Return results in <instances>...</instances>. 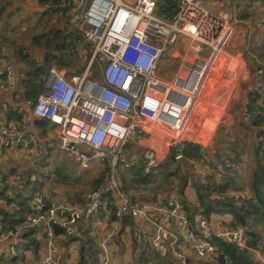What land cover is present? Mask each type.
Returning a JSON list of instances; mask_svg holds the SVG:
<instances>
[{"label": "crops", "instance_id": "obj_1", "mask_svg": "<svg viewBox=\"0 0 264 264\" xmlns=\"http://www.w3.org/2000/svg\"><path fill=\"white\" fill-rule=\"evenodd\" d=\"M8 1L10 0H6ZM58 2L59 0H12L11 4L13 8L24 10L30 16H44L48 12H57L65 16V21H69V15L84 9L89 0H72L68 10L63 13L54 9ZM203 3L204 7L213 13H226L234 22L238 19L235 22L232 38L220 56L217 71L209 79L207 87L200 93L195 109L193 108L192 115L196 120L194 119L192 123L193 128L190 133L195 137L191 138V141L203 147L204 158L199 160L187 158L192 167L190 172L192 175L187 176L188 173L183 169L178 175L168 177V180L159 176V178L153 177L152 180L135 182L134 176L127 173L128 182L125 185L118 170L119 166L116 170L121 185L138 204L164 205L167 199L176 197L182 203L191 223L198 212L201 210L205 212L200 206L201 188L203 194L210 195L212 199L231 197L241 207H243L242 203L256 205L258 200L255 185L264 169V155L258 150L255 127L247 119V114L254 112L258 115V122L264 125L263 95L256 87V71L258 67L264 66V27L261 25V19L264 17V0H203ZM163 4H165L161 5L163 9L172 12L177 9L174 1H164ZM71 25L76 24L71 23ZM78 29L79 33H75L72 38L65 37L62 50L54 47L55 38L53 42L51 38L47 39L48 35L52 36L56 33L50 27L45 28V32L41 33L40 37L34 36L31 42L28 41L33 43L32 49L28 42L17 50L14 46H8L7 42L0 41V49L8 56L14 73L9 83H6L5 76H0V127L17 125L19 120L27 117L30 131L39 139L56 141V146L48 155L32 145L0 149V171L5 177V186L0 188V264H5L6 256L15 260L9 264H34L35 259L27 253L35 242L38 244V253H41L43 258L47 250L44 231L42 232V228L28 224L31 200L36 193L43 192L50 201L67 206L84 207L86 194L106 183L108 178L109 172L105 171L106 164L110 170L108 162L96 163L88 170L82 169L71 155L60 148V129L32 113L33 104L42 93L44 77L51 66L59 67L68 77L81 75L86 65L84 50L90 45L83 43L80 27ZM39 68L41 71L36 77L37 86L27 87L26 81L38 73ZM218 83L221 84L216 90L215 84ZM33 88L35 90L32 92ZM234 102L240 106L236 108ZM14 108L17 109L13 110ZM205 113L206 118L203 122L202 115ZM220 114L226 130L218 135V131L213 130L214 127H210L207 120L219 117ZM164 137L166 136L149 129L143 136L132 138L124 150L122 157L124 165L121 169L138 166L147 172L150 171L147 168L156 163H168V157L174 147L170 150L164 144ZM167 142L169 143L168 140ZM162 150L163 152L160 153ZM149 151L155 156L152 161L147 156ZM39 157L43 158L44 162L41 163L43 165L41 172L36 174L35 167L40 165ZM216 157L236 160L240 164L239 168L228 176L218 177L213 164V159ZM169 167L170 171H175L174 163ZM88 174H91L95 180L101 177L103 180L93 188L87 189L86 185L84 187L81 183ZM204 175L215 179L208 193H205L201 183V177ZM154 180L161 182L159 192L153 187ZM140 185L146 190H143L144 194L136 197L135 192L139 191ZM176 187L177 191L174 190ZM13 193L17 194L15 198L12 197ZM12 201L18 203L17 211L10 206ZM112 201L117 202V196L113 193L105 194L100 208L89 219L78 223L74 236L66 237L57 230L55 240L60 251L64 253L66 264H80L82 261L83 264H100L106 249L111 257V264H115L114 259L115 256L118 257L117 254L124 256L129 254L130 260L127 258V264H149V262L175 264L178 261L174 251L170 250L165 256H161L156 248L152 258L149 254V243L150 241L153 243L152 239H149L143 248L134 238L133 228L139 226L154 234L157 229L156 222L137 217L119 219L115 215ZM219 209L210 215L205 212L210 219L213 233L228 228L243 227L247 243L251 247L249 250L254 254L258 264H264V234H261L264 232V221L258 219V214L248 220L258 235V239L254 240L247 234L248 227L237 224L234 215L226 212L225 207ZM253 210L252 207L250 212ZM103 218L112 229L99 241L100 231L96 219L103 220ZM157 219L163 221L161 212L158 213ZM173 226V231L179 238L180 252L185 254L191 263L197 264L196 260L202 259L194 254L191 227L177 229L174 224ZM10 232L14 234H9ZM194 236L196 239L200 238L196 234ZM252 240L256 245L250 244ZM95 241H98V247H94ZM12 249L15 253H12ZM19 250H22V255Z\"/></svg>", "mask_w": 264, "mask_h": 264}, {"label": "built area", "instance_id": "obj_2", "mask_svg": "<svg viewBox=\"0 0 264 264\" xmlns=\"http://www.w3.org/2000/svg\"><path fill=\"white\" fill-rule=\"evenodd\" d=\"M171 1L177 4L174 12L160 8L159 0H89L86 8L69 15L71 23L80 25L83 43L90 45L85 49L86 65L81 75L73 77L51 66L32 113L60 129V148L82 169L108 162L110 171L106 183L86 194L84 207L50 201L43 192L34 195L28 224L42 228L47 240L41 264H66L64 253L55 240L57 230L66 237L74 236L78 223L89 219L100 208L104 195L109 193L118 198L111 204L119 219L137 217L156 222L154 234L134 226V238L143 248L152 239L161 256L174 251L178 256L175 264H189V260L180 252L173 224L177 229L191 227L192 248L200 259L218 257L219 247L211 241L213 235L240 248L251 249L243 227L214 234L204 210L198 212L191 223L176 197L167 199L164 205L138 204L116 174L130 140L143 136L149 129L169 136L176 160L184 156L188 143L192 142L187 131L196 103L217 71L220 56L238 21H232L226 13L211 12L204 7L203 0ZM71 2L59 0L54 9L63 13ZM261 25L264 27V17ZM179 40L190 41L196 56L185 74L164 82L158 74L160 62ZM94 72L99 76L93 78ZM256 73V87L263 95L264 105V66L258 67ZM13 75L9 58L0 49V76H5L9 83ZM247 119L255 127L258 150L264 155V125L258 123V115L254 112L248 113ZM29 126L27 117L17 125L1 126L0 149L32 145L48 155L56 141L39 139ZM147 156L152 161L154 153L149 151ZM213 164L218 177L230 175L240 165L236 160L221 157L214 158ZM214 181L210 176L201 177L205 193ZM4 186L5 177L0 171V188ZM10 206L16 211L19 209L15 201L10 202ZM242 206L245 211H251L253 204L242 203ZM160 212L162 222L157 219ZM195 234L200 238L196 239ZM12 253H15L13 249ZM100 264H111L107 249Z\"/></svg>", "mask_w": 264, "mask_h": 264}, {"label": "rangeland", "instance_id": "obj_3", "mask_svg": "<svg viewBox=\"0 0 264 264\" xmlns=\"http://www.w3.org/2000/svg\"><path fill=\"white\" fill-rule=\"evenodd\" d=\"M11 1L12 0L6 2V0H0V41L7 42L8 46H14L18 50L21 46L25 45L26 42H28V41L31 42V40L33 39L34 36L40 37L42 35L41 33L45 32L44 29L47 27L48 28L50 27L51 29L56 31V33H54L52 36L51 35L47 36V39L51 38L52 42L54 41V38H55L54 47H59L60 45H64L65 37L72 38L75 33H79V29H78L80 27L79 24H77V25L74 24L75 26L71 25V23L69 21H65V16L60 15L57 12H48L44 16H42V15H38V16H35V15L32 16L31 15L30 16L24 10L20 11L19 9L13 8ZM164 1L168 2L171 0H160V8H162L161 5H163V6L165 5V4H163ZM30 42H28V44H30V48L32 49L34 45H33V43H30ZM84 52H85V50H84ZM86 56H87V54H85V57ZM195 56H196L195 50L193 49L190 41L179 40L176 44H174L172 46L170 51L167 52L163 56V58L160 62L159 71H158L160 78L164 82H171L174 78H176V76L185 74V72L190 68L192 61H193ZM98 76L99 75L97 72H94L92 75L93 78L98 77ZM220 84L221 83L215 84L216 90L219 89ZM234 106L237 108L240 105L235 104V102H234ZM205 115H206V113L204 115H202L203 122H204V118H206ZM232 115H233V113H232ZM221 117H222V115L220 114L219 117H215L214 119H208L207 120L208 125L210 127H214L213 130L218 131L217 132L218 135L224 133L226 130V125L224 124V122H222L223 118L221 119ZM194 119H195V117H194V115H192L191 120H190V124H189L190 128L187 131L190 138L195 137L193 134L190 133L191 129L193 128L192 123L196 120V119L195 120ZM197 119H198V115H197ZM163 136H165V135H163ZM163 140H164V144H166V146H168L169 149L173 147L171 145V140H170L169 136L164 137ZM167 140L169 141V143L167 142ZM162 152H163V150L160 153H162ZM38 161H40V165L35 167V173L36 174H39L41 172V168L43 166L41 163L44 162L43 158H40V157L38 158ZM182 169H184V171L188 174H191L190 172H192V167H189L188 169L182 167ZM159 176H162V173H160L159 171H155V174H153V177L159 178ZM162 177H164V176H162ZM160 180L162 181V179H160ZM93 182H94V184H93ZM153 183H154L153 187H155L154 188L155 191L159 192V188L161 187L159 185H161L160 184L161 182L159 180L158 181L154 180ZM95 184H96L95 179L91 177V174L86 175L85 180H83V183H81V185H83V186L86 185L87 189L93 188V186H95ZM142 187L143 186L140 185L139 189H138L139 191L135 192L136 197H137V195L141 196V194H144L143 190H146V189H144ZM177 189H178L177 187L174 188L175 191H177ZM96 225L98 226L99 231H100V234L98 235V239L100 241V239H102L104 236H107V234L111 231L112 228L110 227L109 224L106 223L104 218H103V220L96 219ZM37 228H39V227H37ZM41 230L43 232V229H41ZM261 234L263 235L264 232ZM31 240H33V238H31ZM43 242H44V244H46L45 240H43ZM81 242L82 241H80V243ZM78 244L79 243H77L76 246H78ZM94 244H95L94 247H98V245H99L98 241H95ZM107 245H108V243H107ZM153 247H154V244L150 241V243H149V254H151L152 258H154L152 256L153 251H156L155 247L154 248ZM31 248L29 249L30 251L27 254L31 255L35 259L34 264H41L42 256H41V253L40 254L38 253V244L36 242L33 243ZM108 248H109V246H108ZM19 253H20V255H22V250H19ZM117 255H118V257L115 256V259H114L115 264H127V258H128V260H130L129 254H125V256L122 254H117ZM12 261H15V260L13 258H10L9 256L4 257V263L5 264L6 263L7 264L12 263ZM196 263L197 264H219L218 261L214 257L202 259L201 261L196 260ZM1 264H3V263H1ZM16 264H18V263H16ZM25 264H27V263H25Z\"/></svg>", "mask_w": 264, "mask_h": 264}, {"label": "trees", "instance_id": "obj_4", "mask_svg": "<svg viewBox=\"0 0 264 264\" xmlns=\"http://www.w3.org/2000/svg\"><path fill=\"white\" fill-rule=\"evenodd\" d=\"M63 46L64 45H60L57 48L62 50ZM39 71H41V68L38 69V73H35L30 79L26 81L27 87L28 85L32 87L37 86L38 81L36 77L39 76L40 74ZM34 90L35 88H33L32 92ZM204 152L205 150L200 144L189 142L186 147L184 156L188 159L199 160V159L204 158L205 156ZM168 161H169L168 163L162 162V163L157 164L156 166L149 169L150 171H147V172L138 166H131V167H127L124 170H122L121 168L124 164H123V161L122 162L120 161L118 164L119 166L118 170L120 171L121 179L125 185H127V182H128L127 177H126L127 173H130L134 176L135 182H142L144 180L145 181L152 180L153 174H155V171H154L155 169H157L156 171H159L160 173H162V176L164 175L166 180H168V177L172 175H178L179 171L183 170L181 167L182 165L179 164L175 158L174 148H172V151L168 157ZM171 163L175 164V168H174L175 171H170L169 165ZM105 171L106 173L110 171L108 164H106ZM188 175L189 174H187V176ZM102 180H103L102 177L96 179L95 180L96 185L100 184ZM255 187H256L255 193H256L258 203L253 206L254 210L252 212L245 211L244 207L237 205V203L231 197H226L223 199H212L210 195L208 196V195L203 194L202 188L199 192L200 206L205 209V212L208 215L217 211L219 207H225L226 212L232 213L234 215V218L237 224L248 227L249 229L251 228L250 230L247 229V234L250 237L254 238V240H257L258 239L257 232L254 231L253 227H251L252 225L248 222V220L251 218V216L258 214V219H261L264 221V169L262 170L259 179L256 181ZM211 241L219 247V255L216 258L219 264H258L257 259L254 257V254L252 253V251L247 248H240L236 245L227 243L223 239L215 235L212 236ZM251 242H252L250 243L251 245H256L253 242V240ZM80 264H83V261ZM189 264H194V263H191L189 260Z\"/></svg>", "mask_w": 264, "mask_h": 264}, {"label": "water", "instance_id": "obj_5", "mask_svg": "<svg viewBox=\"0 0 264 264\" xmlns=\"http://www.w3.org/2000/svg\"><path fill=\"white\" fill-rule=\"evenodd\" d=\"M177 162L179 164H181L186 169H188L189 167H191L190 162L188 161V159L185 156H183L180 159H178Z\"/></svg>", "mask_w": 264, "mask_h": 264}]
</instances>
